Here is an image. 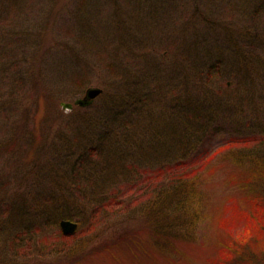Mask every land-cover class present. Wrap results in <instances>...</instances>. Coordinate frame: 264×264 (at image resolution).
Instances as JSON below:
<instances>
[{
  "label": "rangeland",
  "instance_id": "1",
  "mask_svg": "<svg viewBox=\"0 0 264 264\" xmlns=\"http://www.w3.org/2000/svg\"><path fill=\"white\" fill-rule=\"evenodd\" d=\"M9 1L10 4L0 6V107L4 105L3 112L9 117L8 121H0V142L13 139L14 152L0 153V264H221L225 254H234L229 250L247 234L235 220L234 212L249 209L244 196L250 192L240 190L239 180L234 178L256 170L262 164L260 157H264V91L260 85L253 92L244 80L240 86L233 81L226 88V80L216 79L213 83L212 89L219 93L222 88L221 99L229 105L226 113H218L215 119H221L210 125L203 139L209 153L208 161L197 174L201 177L197 200L202 211L195 229L188 233L174 229L164 231L165 235L161 231L156 233L141 209L146 206L151 188L160 182L156 175L160 161L173 167L180 160L193 161L195 155L186 139L179 141L178 137H171L172 132L164 133L170 124L174 129L178 125L186 129V138L192 132L190 126L194 121L189 117L178 119L177 109L168 98L183 103V110L191 109L182 101L194 92V83L198 82L189 69L192 48L199 38V48L206 44L203 48L209 52L217 50L215 32L221 37L218 45H224L223 27L214 32L213 28L204 27L200 17L195 22L194 6L200 7L210 20L225 21L236 37L238 30L248 27L249 22L243 20L255 5L248 0H142L144 8L137 22L141 26L126 32V44L136 52L126 58L129 71L138 72L142 63L139 59H147L153 67L140 80V87L154 101L126 107L133 115L127 130L141 134L137 149L143 153L136 154L141 161L117 165L122 174L113 171L98 177L97 186L103 189L105 202L78 198V209L71 212H78L80 219H69L77 228L64 235L59 227L61 220L58 225L50 220L44 223L50 216L42 212V206L33 198L49 191L51 185L33 184L34 175H26L28 163L44 153L46 144L58 145L59 134L67 139L78 137V126L81 131L85 128L78 107L63 110L61 103L73 104L88 87H98L108 93L107 97L110 95L109 63L115 42L97 21L108 16L111 9L102 0H93L85 13L75 12L80 0ZM148 1L156 2L158 9L146 10ZM258 18L261 28L264 7L260 8ZM76 20L90 25L78 28ZM254 21L250 25L258 26ZM224 50L229 57L228 49ZM229 60L235 66L239 64L238 59L236 64L232 58L226 62ZM227 67L233 66L228 63ZM153 73L158 78L152 80ZM101 103L102 98L96 99L94 107ZM172 108L175 114L171 113ZM167 109V119H157ZM129 117L124 116V124ZM83 131L80 138L88 134ZM106 167L97 164L96 173H108L110 169ZM80 169L91 171L88 166ZM172 170L183 174L179 168ZM18 180L26 184L19 185ZM143 192L148 194L140 198ZM14 210L21 211L17 213L18 219L10 217ZM254 219L255 216L251 220Z\"/></svg>",
  "mask_w": 264,
  "mask_h": 264
},
{
  "label": "trees",
  "instance_id": "2",
  "mask_svg": "<svg viewBox=\"0 0 264 264\" xmlns=\"http://www.w3.org/2000/svg\"><path fill=\"white\" fill-rule=\"evenodd\" d=\"M102 1L107 6H110L111 10L108 16L105 15L103 20L97 22L101 23L102 28H106L105 34H110L115 42H113L114 56L112 63H109L110 75L112 77L110 89L112 91L111 93L109 92L110 95L107 97L108 93L102 90L101 95L97 98V100L102 98L100 106L94 107L95 105L93 103L87 108H77L80 110L79 113L82 114L79 117H82L84 120L83 124L85 128L82 129L88 133L87 135H81L80 138L83 130L81 131V127L79 126L80 134L78 137L74 135V137L67 139L59 134L58 145L46 144L43 149L44 153L37 155L29 161V173L26 175H34L33 178L35 177V180L33 179V184L40 185L39 183H49L51 185V189L49 191L47 190L48 192L35 194L36 196L33 198L37 205L42 206L43 211L41 209L37 211L41 210L43 213H46L45 215L47 217L50 216L48 219L45 217L44 220L47 219L44 221L45 224L50 220L51 224L58 225V221L62 219H73V217H77V220H79L80 216L78 212H71V210L78 209L75 206L78 198L86 199L89 202H105V193L101 191L103 189L99 190L97 186L98 177H104V174L110 175L113 171L122 174L120 171L121 168L118 166H122L126 162L139 164L141 161L139 157H136V154L143 153V151L141 152L140 149H137L141 141V134L139 131L133 132L127 130L126 126L133 115L130 112V114L128 113L126 107H139L140 104L145 105V102L152 103L154 101L151 102L149 96L140 87V80L144 79L153 70V67L152 63L148 62L147 59H139V61L142 60V63L140 68L137 69L138 72L129 71L131 67L126 58L128 55L131 57V53L136 52H132L131 47L126 44V37L128 38L126 32L131 28L141 26L137 22L138 17L141 16L144 4L142 0ZM248 1L255 5L254 7H250V15H247V19L244 17L243 20H247L249 25L248 27L245 25L240 31L238 30L237 34L234 35L236 37H233L231 32H229L228 28H231V26L224 24L225 21L210 20L208 15H204L199 10L200 7L194 6L195 11L193 12V16L195 22L200 17L199 20L203 21L204 27L213 28L214 32L215 28L223 27L224 45L222 47L218 45L221 37L218 32H215L213 38L216 40L217 50L209 52V49L206 50L207 48H203L206 46L204 43L200 47L204 50H200L198 44L199 38L197 39L196 45L192 48L194 54L191 56L189 69L194 73L197 78L195 80H198V82L194 83V92H189V96L180 94L185 97V100L182 102L190 106V110H186L185 108L183 110V103H179L174 98L168 97L173 108L177 109L174 110H176V117L178 119L182 120L185 117H189L194 122L191 123L190 128L192 132L188 138L185 135L186 129L181 128V125H178L174 129L170 124L171 126L168 125L166 128L167 131L164 133L172 132L173 135L171 137L175 139L178 137L179 141L186 139L189 145H191V149H187L194 151L195 155L192 157L193 161L186 162L180 160L173 167L165 164L168 162H164V160L160 161V169L156 174L157 180L160 179V182L157 187L151 188L149 192V194L151 193L150 197L145 199L147 201L146 206L141 209L142 216L149 221V224L156 233L161 231L164 234V231L171 229H174L175 232L178 230L182 233H185L186 230L187 233L191 232L195 229L198 217L201 215L202 207L200 206L199 200H197L200 192L199 185L201 184V177L197 174L199 173V169L204 166V163L208 161L207 155L209 153V151H206V145L203 143V139L206 136L207 130L213 126L214 122L221 119L220 117L215 119L219 115L218 113H226L229 105L228 101L224 102L221 99V97L224 98L222 96L223 92L221 93L222 88H220L219 93H217L216 88L214 90L212 89L214 81L216 79L219 82L226 80V83H224L226 88V86H229V83L233 84V81H238V86H240L241 81L244 80L246 85H250V90L252 87L253 92L256 91L258 85L264 91V23L261 25V28H258L260 25L258 18L259 10L264 7V0ZM92 2L93 0H80L75 12H87L89 9L88 5ZM146 3L147 8L145 9H148L149 12L158 9L156 2H154L155 4L150 1ZM3 4H10V1L0 0V6ZM254 19L255 21L253 23L256 22L258 26L250 25ZM76 22L78 28H88L90 25L83 21L78 22L76 20ZM224 49H228L230 56H227V58H232L235 64L238 59L239 64L237 62V66L231 63L230 60L226 62L228 59L225 53H223L225 51ZM135 59L132 58V60ZM228 63L233 67L228 68ZM153 74L155 76L152 80L158 78L156 73ZM159 100L163 101L162 99ZM250 102L253 104V100H250ZM3 107L4 105L0 107V121H8L9 117L7 113L3 112ZM91 107L94 108L92 111ZM173 108L171 113L175 114ZM167 112L168 109L162 118L159 115L157 119H161L164 122L167 119ZM123 115H130L125 124ZM137 121L140 122L139 119ZM133 123L130 122V124ZM188 143H186V147ZM159 145H161L160 142ZM13 146V139L0 142V153H13ZM127 152L128 156L126 158L125 153ZM260 158V162L262 161L260 167L242 176L239 174L234 178L239 180L237 186L240 190L247 189L250 191L249 194L244 196V200L248 203L249 209L234 212L235 220L240 223V227L243 229L242 231L247 234L243 239H239L234 247L229 250V252H234V254H225V258L223 257L221 264H264V215L261 213V210H263L262 207H264V175H262L264 173V157L262 156ZM95 159H97V162ZM97 164L103 167L107 166L106 169L110 170L107 171L108 173H100V171L96 173ZM85 166L90 167L91 171L89 173H87L89 170L84 172L80 169ZM173 168H179L183 174H177L172 170ZM124 169L127 170V166H124ZM257 170L260 171L256 172ZM27 177H24L26 181ZM23 183L21 180L19 181V185ZM77 184L79 186L73 187ZM85 184L89 186H85ZM147 194V192H143L140 198ZM75 195H79V197L75 198ZM102 196L103 198H101ZM105 204L103 213L106 212ZM17 211L14 210V215L12 214L10 217L13 219L17 217L18 219L17 213L21 211ZM253 216H255V219L252 221Z\"/></svg>",
  "mask_w": 264,
  "mask_h": 264
},
{
  "label": "water",
  "instance_id": "3",
  "mask_svg": "<svg viewBox=\"0 0 264 264\" xmlns=\"http://www.w3.org/2000/svg\"><path fill=\"white\" fill-rule=\"evenodd\" d=\"M102 93V89L98 87H88L81 98L76 99L73 104L61 103L60 106L63 110H71L73 106H78L81 108L89 107L93 104L96 98H98ZM59 227L64 235H70L74 233L77 228L75 222L69 220H61L59 222Z\"/></svg>",
  "mask_w": 264,
  "mask_h": 264
}]
</instances>
